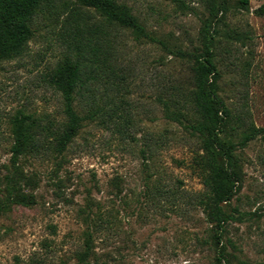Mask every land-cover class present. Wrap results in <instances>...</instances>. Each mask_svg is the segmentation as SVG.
I'll return each instance as SVG.
<instances>
[{
	"label": "rangeland",
	"instance_id": "rangeland-1",
	"mask_svg": "<svg viewBox=\"0 0 264 264\" xmlns=\"http://www.w3.org/2000/svg\"><path fill=\"white\" fill-rule=\"evenodd\" d=\"M64 1L73 2L50 0L37 11L24 52L0 63V195L14 165L12 116H62L61 97L48 79L70 51L62 26ZM118 1L131 6L158 42L110 29L120 75V92L112 94L116 113L84 120L60 157H17L35 202L15 205L0 217V264H74L87 226L82 213L87 199L103 221L90 264H218L212 227L194 202L203 189L199 142L166 115L160 98L172 85L181 96L191 86L190 61L175 51L202 45L210 3L222 2L208 30L219 95L232 115L229 136L237 142L250 127L264 128V15L255 13L264 0ZM81 10L98 20L91 9ZM235 156L240 181L225 209L239 213L226 226L221 245L227 257L220 264H264L262 133L236 147Z\"/></svg>",
	"mask_w": 264,
	"mask_h": 264
},
{
	"label": "trees",
	"instance_id": "trees-1",
	"mask_svg": "<svg viewBox=\"0 0 264 264\" xmlns=\"http://www.w3.org/2000/svg\"><path fill=\"white\" fill-rule=\"evenodd\" d=\"M248 0H241L246 5ZM222 2L210 3L209 21L201 30L202 45L191 51L177 49L176 55L190 61L191 86L179 94L180 88L172 85L166 98H160L169 118L185 126L198 142L200 153L196 158L203 185L194 196L206 221L213 230L216 262L225 259V246L221 245L226 226L236 219L238 209H225L238 188L239 162L235 149L262 133L264 128L250 127L236 142L229 136L232 115L219 95V72L214 53V37L208 28L211 20L222 9ZM50 0H0V63L21 55L33 36L32 20ZM62 26L69 37L70 51L49 74L48 82L61 97V119H40L30 114H15L10 119L13 143L10 146L13 169L3 177L0 195V217L13 206H29L35 196L25 185L31 181L15 164L20 155L60 157L68 149L84 120L115 114L113 93L120 92V75L113 61V34L110 29L126 30L134 39L158 40L151 36L131 6L118 0H73L62 2ZM83 9L97 13L96 21L85 15ZM255 13L264 15V3ZM100 86L110 91L100 93ZM176 90V92H175ZM98 92L100 95H98ZM77 102L79 106L77 107ZM108 107V109H107ZM173 107L172 109H170ZM87 199L82 213L87 220L81 249L75 252L74 264H90L94 254V234L103 225L100 211Z\"/></svg>",
	"mask_w": 264,
	"mask_h": 264
}]
</instances>
